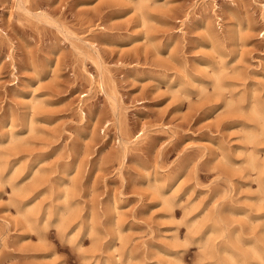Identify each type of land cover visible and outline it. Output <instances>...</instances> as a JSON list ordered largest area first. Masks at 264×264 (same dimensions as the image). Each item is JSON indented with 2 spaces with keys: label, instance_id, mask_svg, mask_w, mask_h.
<instances>
[{
  "label": "rangeland",
  "instance_id": "374dc122",
  "mask_svg": "<svg viewBox=\"0 0 264 264\" xmlns=\"http://www.w3.org/2000/svg\"><path fill=\"white\" fill-rule=\"evenodd\" d=\"M0 264H264V0H0Z\"/></svg>",
  "mask_w": 264,
  "mask_h": 264
}]
</instances>
